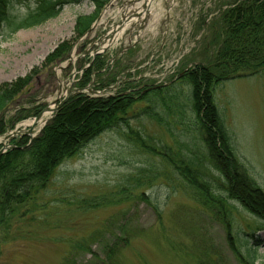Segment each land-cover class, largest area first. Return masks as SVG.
<instances>
[{"label": "rangeland", "instance_id": "obj_1", "mask_svg": "<svg viewBox=\"0 0 264 264\" xmlns=\"http://www.w3.org/2000/svg\"><path fill=\"white\" fill-rule=\"evenodd\" d=\"M124 1L111 0L81 37L76 31L78 19L96 11L88 0L64 6L56 17L35 27L15 32L4 27L0 32V85L39 68L30 86L2 111L12 125L0 134L2 154L17 146L5 139L16 129L19 134L14 139L26 137L21 146H29L27 133L35 119L57 99L64 100L69 88H80L87 69L95 67L97 46H106L98 55L104 63L103 75L94 71L87 87L96 88L107 70L110 79L116 77L113 84L143 76L138 89L178 83L164 95L136 101L127 111L128 124L105 131L59 166L38 204L17 209L10 219L0 246V264H244L230 247L228 231L233 240L255 231L262 245L256 264H264V221L235 199H229L228 218L222 216L219 208L204 204L181 176L172 174L162 157L137 146L132 133L139 132L149 146H169L187 158L191 142L204 148L192 126L191 86L177 77L213 54L220 14L233 0H155L143 26L131 24L108 45L104 37L121 21ZM30 6L16 5L12 10L22 15ZM64 41L72 44L69 58L44 68L47 56ZM215 97L237 156L264 188V75L223 82ZM151 105L163 117L171 114L168 127L138 117ZM181 110L184 116L174 114ZM44 115L33 128L34 138L54 114ZM156 174L160 175L149 184L147 180ZM131 176L141 177L138 190L145 191L148 200L126 201L139 183L128 182ZM100 200L110 203L92 205ZM116 200L121 201L112 202ZM121 224L122 231L117 228ZM86 241L94 254L78 248Z\"/></svg>", "mask_w": 264, "mask_h": 264}, {"label": "trees", "instance_id": "obj_2", "mask_svg": "<svg viewBox=\"0 0 264 264\" xmlns=\"http://www.w3.org/2000/svg\"><path fill=\"white\" fill-rule=\"evenodd\" d=\"M82 1L84 0H0V32L4 27L11 32L35 27L56 17L64 6ZM88 1L96 6V11L89 17L78 19L76 31L79 37L91 28L102 8L109 2ZM30 3L32 6L25 14L13 13L12 9L16 5ZM219 22L221 29L216 36L213 54L207 57L206 62L181 70L177 77L179 82L186 81L191 86L190 100L194 119L192 126L195 127L194 130L204 148H197L195 141L191 142L194 144L190 148V158H187L183 153H175L169 146H149L139 132H132L136 135L134 143L148 149L150 154L162 157L172 174L175 172L178 178L181 176L204 204L219 208L218 213L222 216L228 218L229 199H235L264 221V188L237 156L215 97L217 86L223 82L264 75V0H233L220 14ZM71 49V41L61 43L47 56L43 62L44 68L53 65L56 60L69 58ZM94 64L95 67L85 72L80 86H86L91 81L92 73L103 67L101 56L95 59ZM38 72L39 68H34L26 76L0 85V134L12 126L4 120L5 112L2 111L30 86ZM112 78L114 80L115 76ZM177 84H172L171 87L144 85L138 89L140 82L127 80L112 96L74 95L59 108L29 146H21L26 143V137L14 140L18 147L0 156V246L7 236L8 224L17 209L38 204L39 197L43 191L49 189L57 169L63 162L77 155L105 131L119 128L122 122L128 124L127 111L136 101L147 100L149 95L156 93L164 95ZM174 114L184 116L185 112L181 110ZM140 116H146L167 127L171 122V114L163 117L152 105L145 107L138 114V117ZM159 175L150 177L147 182L152 183ZM140 179L139 176H131L128 179V182L139 183L134 187L136 193H129L125 197L126 201L136 198L149 199L145 191L138 190L143 184ZM104 202L100 200L92 205L110 203ZM117 228L122 231L124 224ZM261 228L264 229V226ZM114 230L116 231V228ZM245 235L240 234L233 240L228 231L229 239L232 240L230 247L240 262L256 264L260 257L258 249L262 246L259 237H254L255 231ZM253 237L255 239H252ZM77 245L81 251L94 254L91 244L87 241ZM112 253L113 250L110 249L108 255L111 256Z\"/></svg>", "mask_w": 264, "mask_h": 264}, {"label": "bare ground", "instance_id": "obj_3", "mask_svg": "<svg viewBox=\"0 0 264 264\" xmlns=\"http://www.w3.org/2000/svg\"><path fill=\"white\" fill-rule=\"evenodd\" d=\"M153 0H141V2L139 3V4H137L138 5V7H139V10H138V12L139 11H142L143 10V7H145V6H147L145 9V11H147V10H149V8H151L152 7V4H153V2H152ZM145 4V5H142V4ZM134 10H136V9H134ZM123 16L125 17V18H127V19H123L124 21H122L121 23H120V25L119 26H114V28L111 30V32L113 33V34H115L114 35V37H110V38H108V37H106L105 38V43H108V45L109 44H111V43H113V42H115V41H117L119 38H121L122 37V33H124V29H126L130 24H131V22H134L135 20H136V17L134 16V15H131V14H128V12L126 11L125 13H123ZM127 16V17H126ZM130 16V17H129ZM129 17V18H128ZM119 24V23H118ZM121 27H123V29H121ZM106 47V46H105ZM105 47H103V48H101V49H104ZM53 108H55V106H53L52 107V109ZM46 114L48 115V114H50V111H47L46 112ZM44 115V118L47 116V115Z\"/></svg>", "mask_w": 264, "mask_h": 264}, {"label": "water", "instance_id": "obj_4", "mask_svg": "<svg viewBox=\"0 0 264 264\" xmlns=\"http://www.w3.org/2000/svg\"><path fill=\"white\" fill-rule=\"evenodd\" d=\"M147 6H145L144 7V9L146 8ZM146 10V9H145ZM141 14H138V16H140ZM72 92H71V90H69V94H68V96H66V98L64 99V100H62L61 101V103L58 105V107L60 106V105H62L63 103H65L70 97H71V94ZM58 107L57 108H55V109H51V108H46V110L45 111H43L36 119H35V123L36 122H38L40 119H41V117H42V115L46 112V111H57L58 110ZM34 127V126H33ZM33 127L32 128H30L29 129V131H28V135H30L31 137H32V139H33V136H32V132H33ZM13 135H9L8 137L9 138H11ZM2 153H3V151H0V155H2Z\"/></svg>", "mask_w": 264, "mask_h": 264}]
</instances>
